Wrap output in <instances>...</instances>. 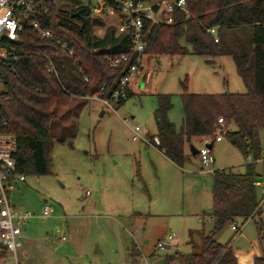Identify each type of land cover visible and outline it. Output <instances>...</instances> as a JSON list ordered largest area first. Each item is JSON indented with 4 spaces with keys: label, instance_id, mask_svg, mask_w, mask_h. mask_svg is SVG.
Segmentation results:
<instances>
[{
    "label": "rangeland",
    "instance_id": "obj_1",
    "mask_svg": "<svg viewBox=\"0 0 264 264\" xmlns=\"http://www.w3.org/2000/svg\"><path fill=\"white\" fill-rule=\"evenodd\" d=\"M78 2L94 5L93 0ZM55 3L68 11L77 6L73 0ZM103 21V28L94 29L98 36L119 24L116 17L104 16ZM188 51L175 57L142 55L140 75L126 87L128 96L121 106L109 108L101 99L75 98L70 107L57 112L58 120L51 126L49 174L27 175L7 192L10 205L21 212L40 216L45 204L53 210L47 220L34 218L24 227L17 245L22 264H150L156 257L180 264L177 255L201 252L203 237L213 230L208 216L212 174L200 169L189 148L199 150L210 141L192 139L186 144L188 161L181 170L168 164L152 144L133 141L131 131L140 126L155 138L156 100L165 94L172 95L168 120L179 131L181 83L190 94L245 92L230 57L210 59ZM144 75V86L139 87ZM226 130L223 124L216 135L223 137ZM212 154V171L244 174L253 163L259 212L239 234L227 224L214 237L220 245L249 256L257 239L264 249V159L242 157L225 138L214 143ZM237 224L240 227L242 221ZM51 234L66 241L53 240ZM164 234H172L177 247L154 254ZM3 264H11V259Z\"/></svg>",
    "mask_w": 264,
    "mask_h": 264
},
{
    "label": "trees",
    "instance_id": "obj_2",
    "mask_svg": "<svg viewBox=\"0 0 264 264\" xmlns=\"http://www.w3.org/2000/svg\"><path fill=\"white\" fill-rule=\"evenodd\" d=\"M73 2L77 6L68 11L57 8L55 0H46L48 12L30 19L66 44L73 56L29 28L19 33L17 42L6 45L11 55L0 66V119L5 122L4 131L16 137L15 173L19 175H48L51 126L58 120L57 112L70 107L75 98H111L134 61L130 31L116 34L109 27L98 36L94 29L104 27L103 19L94 17L91 7ZM170 19L169 24L143 22L142 55L185 56L190 50L192 55L210 59L230 57L245 92L190 94L181 83L179 131L168 120L172 95H158L153 117L157 142L151 139V144L182 167L188 160L185 145L192 139L213 142L221 119L235 127L223 136L236 152L253 162L264 159V0H185V12L176 9ZM122 54H128V60L115 67L106 60ZM47 60L56 74L46 72ZM127 96L125 91L118 106ZM256 187L253 163L244 174L215 171L209 214L213 230L203 237L199 254L177 255L179 263L240 264L230 248L214 237L227 224L241 220L242 226L254 218L260 205ZM5 256L0 251V264ZM252 264H264V249Z\"/></svg>",
    "mask_w": 264,
    "mask_h": 264
},
{
    "label": "built area",
    "instance_id": "obj_3",
    "mask_svg": "<svg viewBox=\"0 0 264 264\" xmlns=\"http://www.w3.org/2000/svg\"><path fill=\"white\" fill-rule=\"evenodd\" d=\"M46 0H0V66L10 57V50L6 47L9 43L18 41V35L24 29H32L43 41H52L60 46L62 50L68 51L73 56V51L67 49V45L54 39L49 30L44 29L36 21L30 20L36 14H46L48 10L44 7ZM91 7L94 17L102 18L116 17L119 21L117 27L112 26L116 34L130 31L131 33V54L134 56L133 64L129 68V74L120 79V88L115 91L111 98L101 99L103 104L109 108L118 105L120 98L124 97L125 88L129 83L140 75L139 65L145 44L143 41V22L150 21L153 24L171 22L170 15L174 10L185 12V0H145L134 3L132 0H93ZM110 66L115 67L121 62L128 60V54H122L117 58H106ZM46 72L56 74L53 63L47 60ZM98 99L97 97H92ZM88 99V98H87ZM219 126H223V121L218 120ZM5 122L0 119V251L5 253V259H11V264H22L17 255V245L21 239L24 227L34 218L43 221L50 218L53 210L46 204L43 206L40 216L31 213L21 212L10 205L7 192L16 183L25 181V176L15 173L14 155L17 150L16 137L4 131ZM133 141L141 140L146 144H151L147 137L148 131L140 126L131 128ZM222 134L216 136L213 142L222 141ZM157 142L155 138H152ZM209 143L203 142L201 149L197 150V158L207 172L215 171L222 173L223 169L211 170L215 159L211 150L207 147ZM257 186V184L255 183ZM89 192H86V196ZM236 234L240 233L239 228L234 223L231 224ZM52 239L64 241V237L51 235ZM177 247V242L173 235L163 237L154 249V254L170 250Z\"/></svg>",
    "mask_w": 264,
    "mask_h": 264
},
{
    "label": "crops",
    "instance_id": "obj_4",
    "mask_svg": "<svg viewBox=\"0 0 264 264\" xmlns=\"http://www.w3.org/2000/svg\"><path fill=\"white\" fill-rule=\"evenodd\" d=\"M144 83H145V81H144ZM139 85V84H138ZM234 126H229L228 127V131H234L235 130V128H233ZM148 131V130H147ZM147 137L151 140L152 138L149 136V132L147 133ZM223 138H224V136H223ZM199 141H202V140H199ZM222 141H220V142H211L210 144L212 145L211 146V152H212V148H213V145H214V143H221ZM155 147V146H154ZM156 148V147H155ZM232 148V147H231ZM157 149V148H156ZM157 151L159 152V154H160V156L164 159V160H166L167 162H168V164H171L173 167H176V168H179V169H183L184 168V165L182 166V167H178V166H176V165H174L172 162H170L165 156H164V154H163V152H161V151H159L158 149H157ZM188 161V160H187ZM215 164V163H214ZM201 170H203L202 169V166H201V168H200ZM218 170V169H217ZM206 173H209V172H207L206 171ZM212 174V177H213V173H211ZM256 183V182H255ZM211 190H212V181H211ZM211 199H212V196H211ZM208 216H209V214H208ZM210 217V216H209ZM211 218V217H210ZM203 220V219H202ZM212 220V219H211ZM249 220H252V219H249ZM213 222V221H212ZM248 221H246L242 226H240V227H238V224H237V222H233L235 225H236V227L237 228H239V230H240V232L243 230V227L246 225V223H247ZM232 224V223H231ZM230 224V225H231ZM231 230L233 231V232H235L236 233V231L235 230H233L232 229V227H231ZM52 235V234H51ZM168 235H170V234H164L163 236H161V238H159V240H158V242L163 238V237H165V236H168ZM172 235V234H171ZM58 237V236H57ZM61 237V236H60ZM62 237H64V236H62ZM59 238V237H58ZM64 239H65V237H64ZM53 240H59V239H53ZM61 241V240H60ZM66 240H64V241H62V242H65ZM146 243H147V241H146ZM230 250L235 254V256L237 257V259H238V261L240 262V264H252V260H253V258H255V257H258V256H260L261 255V252H262V250H263V248H262V246H261V243H260V241L257 239L256 241H255V245H254V252L251 254V255H246V254H244V253H241V252H239V251H235V250H233L232 248H230Z\"/></svg>",
    "mask_w": 264,
    "mask_h": 264
},
{
    "label": "water",
    "instance_id": "obj_5",
    "mask_svg": "<svg viewBox=\"0 0 264 264\" xmlns=\"http://www.w3.org/2000/svg\"><path fill=\"white\" fill-rule=\"evenodd\" d=\"M145 77L146 75H144L141 80L139 81V87H143L144 86V81H145ZM211 144H208L207 147L209 149H211ZM190 150V153L192 156L196 155L197 154V150L193 147V146H190L189 148ZM43 203H47L46 200H43ZM150 264H169L168 261H167V258L166 257H156V258H153L152 261L150 262Z\"/></svg>",
    "mask_w": 264,
    "mask_h": 264
}]
</instances>
